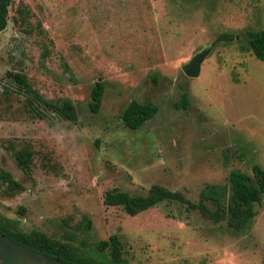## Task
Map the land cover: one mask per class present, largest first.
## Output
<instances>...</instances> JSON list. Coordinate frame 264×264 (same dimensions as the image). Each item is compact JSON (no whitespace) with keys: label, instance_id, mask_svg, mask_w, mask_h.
Returning a JSON list of instances; mask_svg holds the SVG:
<instances>
[{"label":"rangeland","instance_id":"rangeland-1","mask_svg":"<svg viewBox=\"0 0 264 264\" xmlns=\"http://www.w3.org/2000/svg\"><path fill=\"white\" fill-rule=\"evenodd\" d=\"M260 31L264 0H11L0 32V169L22 190L0 185V214L94 258L115 235L125 264H264V194L238 232L177 203L134 216L102 204L109 189L145 194L153 184L195 202L232 171H264V63L245 42ZM203 49L199 74L186 77L181 67ZM11 73L51 103L68 99L75 123L28 113ZM96 81L104 89L92 114ZM131 100L157 108L135 131L119 119ZM24 146L28 174L12 158Z\"/></svg>","mask_w":264,"mask_h":264},{"label":"trees","instance_id":"trees-1","mask_svg":"<svg viewBox=\"0 0 264 264\" xmlns=\"http://www.w3.org/2000/svg\"><path fill=\"white\" fill-rule=\"evenodd\" d=\"M11 0H0V32L7 24L8 7ZM17 15L23 21L25 10L20 9ZM246 46L252 55L264 63V31L246 33ZM228 40L231 36L226 37ZM43 50L41 57L46 56ZM11 83L23 92L26 111L33 116L43 117V113L49 112L57 118L75 123L76 111L68 99L51 103L43 99L25 77L19 73L8 74ZM104 83L96 81L90 88L87 108L90 113H97L103 94ZM187 96L181 94L177 108H185ZM157 108L152 103H139L131 100L121 112L119 119L122 126L130 131L141 128L156 113ZM33 152L26 146L13 152L12 158L15 166L24 174L29 173ZM251 176L238 171H232L227 177L226 184H206L198 192L197 199L192 202L178 191L168 190L160 185H150L145 194H129L118 189H109L102 195V204L106 207H118L128 215L134 216L157 204L177 203L184 207L187 212H197L201 218L211 223L223 222L227 229L238 232L245 229L255 211V204H259L260 196L264 194V171L254 165L250 168ZM5 185L10 193L22 190L9 173L0 169V185ZM89 221L84 218L83 230L88 231ZM0 233L11 241L43 254L53 259L71 264H125L121 258V245L115 235H111L105 241L98 242L95 247L98 253L104 252L98 258L82 254L77 247L66 241L50 238L39 231H22L17 221L0 214Z\"/></svg>","mask_w":264,"mask_h":264},{"label":"water","instance_id":"water-1","mask_svg":"<svg viewBox=\"0 0 264 264\" xmlns=\"http://www.w3.org/2000/svg\"><path fill=\"white\" fill-rule=\"evenodd\" d=\"M208 53L203 49L193 55L190 60L181 67L182 73L188 77H197L200 64ZM0 264H71L62 262L43 254L31 251L19 245L0 233Z\"/></svg>","mask_w":264,"mask_h":264}]
</instances>
